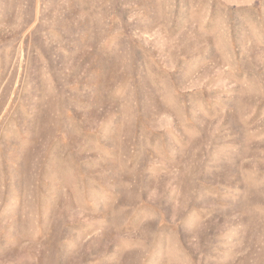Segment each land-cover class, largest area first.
Here are the masks:
<instances>
[{
  "label": "rangeland",
  "instance_id": "rangeland-1",
  "mask_svg": "<svg viewBox=\"0 0 264 264\" xmlns=\"http://www.w3.org/2000/svg\"><path fill=\"white\" fill-rule=\"evenodd\" d=\"M0 264H264V0H0Z\"/></svg>",
  "mask_w": 264,
  "mask_h": 264
}]
</instances>
